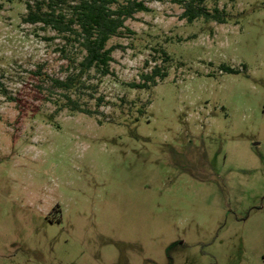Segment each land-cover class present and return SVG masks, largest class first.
Wrapping results in <instances>:
<instances>
[{"label":"rangeland","instance_id":"obj_1","mask_svg":"<svg viewBox=\"0 0 264 264\" xmlns=\"http://www.w3.org/2000/svg\"><path fill=\"white\" fill-rule=\"evenodd\" d=\"M38 1L0 0V264H264V0H205L226 25L145 0L71 93L92 116L51 85L81 54L23 21Z\"/></svg>","mask_w":264,"mask_h":264},{"label":"trees","instance_id":"obj_2","mask_svg":"<svg viewBox=\"0 0 264 264\" xmlns=\"http://www.w3.org/2000/svg\"><path fill=\"white\" fill-rule=\"evenodd\" d=\"M172 1L182 6V19L188 24L204 19L226 25L233 17L218 8L209 11L204 7L205 0ZM27 11L23 19L25 23L42 24L43 29L52 30L62 37L66 49L72 47L81 54L79 62L77 56L69 60L73 72L64 80L51 79V85L66 93L64 107L70 112L92 116L95 112L83 108L80 102L72 99L71 93L86 88V80L93 70L101 77L111 75L113 53L117 47H109V42L127 33L132 34L126 22L135 19L139 13H150L152 10L145 0H42L34 5L27 4ZM222 71L238 73L230 67H222ZM166 78L167 75L156 66L150 74L142 75L143 83H133L130 87L150 90L158 85V79L163 81ZM87 97L94 99V96Z\"/></svg>","mask_w":264,"mask_h":264}]
</instances>
